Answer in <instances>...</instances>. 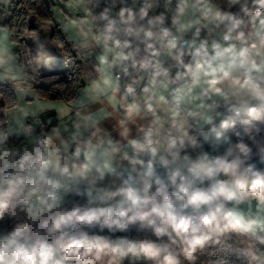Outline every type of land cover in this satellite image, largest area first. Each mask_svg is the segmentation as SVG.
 Masks as SVG:
<instances>
[{
  "label": "clouds",
  "instance_id": "clouds-1",
  "mask_svg": "<svg viewBox=\"0 0 264 264\" xmlns=\"http://www.w3.org/2000/svg\"><path fill=\"white\" fill-rule=\"evenodd\" d=\"M0 264H264V0H0Z\"/></svg>",
  "mask_w": 264,
  "mask_h": 264
}]
</instances>
